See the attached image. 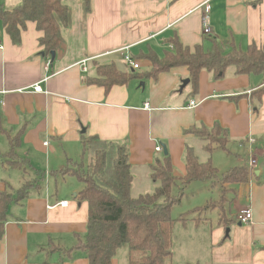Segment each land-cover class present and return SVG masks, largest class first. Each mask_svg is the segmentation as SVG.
<instances>
[{
	"label": "crops",
	"instance_id": "1",
	"mask_svg": "<svg viewBox=\"0 0 264 264\" xmlns=\"http://www.w3.org/2000/svg\"><path fill=\"white\" fill-rule=\"evenodd\" d=\"M22 1L0 0V8L14 9ZM62 2L71 9V23L62 29L64 43L53 62L40 45L43 32L34 22L27 23L19 44L12 42L0 23V193L18 190L5 179L12 170L5 159L9 135L13 138L22 132L18 155L45 173L41 190H31L27 199L9 207L0 264H88L83 250L67 253L84 240L87 230L88 204L70 199L83 185L72 176L59 174L68 160L80 159L82 137L128 144L134 177L131 195L137 198L159 186L151 179V166L164 159L165 147L177 177L186 174L188 148L200 162L210 160L219 175L225 173L214 158L222 150L208 152L207 140L184 134L192 127L211 129L215 124L227 132V149L222 151L231 159L227 171L246 166L253 177L247 184L221 187L220 202L225 206L220 205L215 224L203 226L206 219L201 216L208 210L193 213L185 224H176L173 264L177 247L182 264H264V96L253 98V93L264 87L263 78L237 75L236 69L229 67L217 79L204 70L194 93L190 82L181 91L189 71L176 67L156 80H133L108 91L87 83L96 76V64H114L118 70L128 71L126 54L136 59L140 69L149 71L152 64L137 56L149 50L162 56L169 48L166 39L173 36L191 48L208 47L211 39L234 42L242 50L251 44L264 47V0H92L87 14L83 0ZM207 15L211 17L210 35L203 33ZM36 84H41L43 92L34 91ZM191 101L197 106L189 108ZM159 146L161 152L156 151ZM251 160L256 161L252 167ZM60 202L68 204L62 207ZM247 207L253 211L252 226L237 219ZM222 214L234 220L228 227L220 223ZM179 228L196 232L205 228L210 238L209 255L202 259L189 255L192 246L199 245L193 239L185 249L176 239ZM112 264H121L118 256Z\"/></svg>",
	"mask_w": 264,
	"mask_h": 264
},
{
	"label": "trees",
	"instance_id": "2",
	"mask_svg": "<svg viewBox=\"0 0 264 264\" xmlns=\"http://www.w3.org/2000/svg\"><path fill=\"white\" fill-rule=\"evenodd\" d=\"M91 1L83 0L85 14L90 12ZM28 22H34L37 29L43 32L40 45L46 55H51L63 46L62 29L71 23V9L62 0H23L14 9L0 8V23L14 44L20 43L22 31ZM165 44L169 48L164 49L162 56L153 50L137 56V59L152 64L149 71L137 72L131 68L123 72L114 64H96V76L89 78L87 83L104 87L108 91L116 85H126L133 80H156L161 73L176 67L188 69L194 93L204 70L221 79L229 67H234L237 75H258L264 83V47L251 44L242 50L234 42L225 44L211 39L208 47L201 44L191 48L184 46L177 36L166 39ZM262 96L264 87L253 93V98L257 100ZM21 134L19 132L13 138L8 136L10 150L5 155L6 167L21 171L24 182L14 194L0 193V242L10 205L27 199L33 189L41 190V183L45 179L43 171L34 168L28 159L18 155ZM184 134L209 140L210 143L205 146L208 152L227 149V132L219 124L211 129L192 127ZM81 142L80 159L76 162L68 160V165L59 174L72 176L84 185L75 200L88 204L87 230L84 240L67 253L83 250L88 264H112L122 249L128 250V264H173L175 226L179 222L185 224L190 219L188 215H191H182L177 220L172 217V208L180 201L179 197L172 196L173 188L179 186L183 191L184 187L194 181L216 179L224 184H247L253 177L252 170L246 166L235 167L219 175L210 160L200 162L194 151L188 148L184 176L174 175L171 157L166 155L162 161L156 160L151 166V179L159 184L155 192L133 198L131 190L134 177L128 144L101 141L97 136H84ZM30 175L32 177L28 179ZM209 205L197 208L192 213L208 210L211 208ZM233 221L221 215L220 223L224 227Z\"/></svg>",
	"mask_w": 264,
	"mask_h": 264
},
{
	"label": "rangeland",
	"instance_id": "3",
	"mask_svg": "<svg viewBox=\"0 0 264 264\" xmlns=\"http://www.w3.org/2000/svg\"><path fill=\"white\" fill-rule=\"evenodd\" d=\"M126 63V62H125ZM128 67V65L126 64ZM126 67V68H127ZM130 70V67H128ZM145 71V68H142L140 70H137V72ZM141 83L144 81H140ZM210 141L208 140L209 144ZM215 146V145H213ZM216 155L214 158H218V164L219 167L222 169L221 171H227L229 168V159L225 153L222 151H217L215 153ZM5 179L9 182L10 185H13L14 189H19V187L22 185H19L20 177L23 178V175L20 171L17 170H11L8 171V173L5 175ZM24 179V178H23ZM76 182V181H75ZM83 185V184H82ZM179 185V184H178ZM226 183H221L219 179L211 180V181H194L183 188V191L180 190L179 186L174 187L172 191L173 197H179L180 201L176 203L171 211V215L174 219H179L182 217V215H188V217H194L193 210L199 208V207H205L209 205L208 211L202 213V218L206 219L204 227H209L210 224H215L219 217H220V205L225 206L224 202H220L221 200V187L223 190H225ZM84 187V185H83ZM71 200H74V195L70 196ZM214 202V203H213ZM218 207V208H217ZM217 208V209H214ZM200 216V215H199ZM196 217V216H195ZM208 219V220H207ZM227 232V231H226ZM194 234V235H193ZM226 238L228 237L227 233L225 234ZM224 235V237H225ZM176 239H179L181 243L185 245V249L188 246V242L195 239L198 243V248H195V246H192V249L190 250V254L192 257H198L199 259L205 258V256L209 255L210 251V238H209V232L205 228H201V231L196 232L194 229H191L190 231H184L183 229L179 228L176 232ZM180 243V244H181ZM177 251V260L176 264H182V262L179 259V254L181 252L179 251V247L176 249ZM187 254V251L185 252ZM188 255V254H187ZM118 258L120 259L121 264H128V250L122 249L118 253ZM191 257V258H192ZM184 264V263H183Z\"/></svg>",
	"mask_w": 264,
	"mask_h": 264
},
{
	"label": "built area",
	"instance_id": "4",
	"mask_svg": "<svg viewBox=\"0 0 264 264\" xmlns=\"http://www.w3.org/2000/svg\"><path fill=\"white\" fill-rule=\"evenodd\" d=\"M202 25H203V33H204V35H210L212 29H211V17L209 15H207V16H205L203 18ZM0 49H3L2 45H0ZM124 58H125V61L129 65L130 68H133L135 70H139L140 69L139 63H137L129 54H126L124 56ZM87 62H88V60L83 61L82 62V66L83 67L86 66ZM50 63L51 62H48L46 64V66H45L46 71L49 70ZM84 69H85V71H87L86 67ZM45 80H47V78H45ZM33 89H34L35 92H43V88H42L41 84H36ZM196 106H197V104L195 103V101H191L189 103L188 107L189 108H194ZM145 107L148 109L149 108V104H145ZM156 151L157 152H161L162 148L159 146V147L156 148ZM255 163H256L255 160H251L249 165L252 167V166L255 165ZM67 204H68L67 202H60L58 205L62 206V207H66ZM237 219L243 225L252 226L253 225V220H254L252 209L247 207V208L241 210L240 213L237 216Z\"/></svg>",
	"mask_w": 264,
	"mask_h": 264
},
{
	"label": "water",
	"instance_id": "5",
	"mask_svg": "<svg viewBox=\"0 0 264 264\" xmlns=\"http://www.w3.org/2000/svg\"><path fill=\"white\" fill-rule=\"evenodd\" d=\"M52 59H51V61L53 62L54 60H55V57H56V53L55 52H53L52 54ZM189 82H190V80H185V81H183V84H182V86H181V91L189 84ZM164 153H165V156L166 155H168V151H167V149H166V147L164 148ZM229 234V231L227 230V235Z\"/></svg>",
	"mask_w": 264,
	"mask_h": 264
}]
</instances>
